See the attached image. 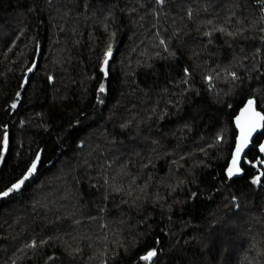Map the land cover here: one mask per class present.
I'll use <instances>...</instances> for the list:
<instances>
[{"label": "trees", "instance_id": "obj_1", "mask_svg": "<svg viewBox=\"0 0 264 264\" xmlns=\"http://www.w3.org/2000/svg\"><path fill=\"white\" fill-rule=\"evenodd\" d=\"M251 98L264 0H0V264H264Z\"/></svg>", "mask_w": 264, "mask_h": 264}, {"label": "snow or ice", "instance_id": "obj_2", "mask_svg": "<svg viewBox=\"0 0 264 264\" xmlns=\"http://www.w3.org/2000/svg\"><path fill=\"white\" fill-rule=\"evenodd\" d=\"M158 3H163V0H157ZM163 43V41H161ZM112 55L111 47L105 53L103 59V66L101 71L107 75V65L108 60ZM104 85H100V92H104ZM255 101L250 99L248 100L246 106L241 111L239 117H237L236 124L240 130L239 138L236 142L235 152L232 154L231 165L227 168V176L231 179L233 176H236L240 173L241 169L239 167L240 157L243 150L248 146L250 139L252 138V134L256 132L259 128L264 126V115H261L260 112L256 111L254 108ZM13 108L16 107L15 104L12 105ZM7 135L4 137V145L7 147ZM260 151L264 153V145L260 146ZM0 159H3V156L0 155ZM40 160V156L37 155L36 159L31 163V166L27 169V174L23 176L22 179L19 180L18 183L12 185L8 191L3 192L2 196L7 197L11 192L19 191L22 186L25 184L27 180L36 172L37 162ZM253 183H259V177L253 181ZM34 246V245H33ZM157 253L155 251H151L147 254V256L143 257L145 260H150Z\"/></svg>", "mask_w": 264, "mask_h": 264}, {"label": "water", "instance_id": "obj_3", "mask_svg": "<svg viewBox=\"0 0 264 264\" xmlns=\"http://www.w3.org/2000/svg\"><path fill=\"white\" fill-rule=\"evenodd\" d=\"M35 66L36 64H34V66L32 67V69L29 71V73L27 74V77L26 79L24 80V83H23V87H26L27 86V83L29 82L30 80V77L33 75L34 71H35ZM252 100L255 101V104H254V108L256 111L260 112L261 115H264V113L259 109V104H258V101L255 99V98H251ZM250 100V99H249ZM248 102V101H247ZM247 102L245 103V105L240 109V111L238 112V114L236 115V117L234 118L233 122H234V127H235V130L237 132V136H236V140H235V146H234V150H233V153L235 152V147H236V142H237V139L239 138V135H240V130L239 128L237 127V124H236V120H237V117L240 116L241 114V111L244 109V107L246 106ZM264 134V126H262L261 128H259L256 132H254L252 134V138L250 139L249 141V144L248 146L243 150V152L241 153V157H240V164H239V167L241 169L240 173L236 176H233L232 178H237L239 176L242 175V167H243V163H244V160H245V157L246 155L248 154V152L251 150L252 146H253V143H255L257 141V139L262 136ZM261 145H264V143H262ZM257 146L256 149L260 152V155L262 156L263 153L260 151V146ZM232 153V154H233ZM40 156V155H39ZM232 159V158H231ZM40 163V160L37 162V169H38V165ZM231 165V160H230V163H229V166ZM36 169V171H37Z\"/></svg>", "mask_w": 264, "mask_h": 264}, {"label": "rangeland", "instance_id": "obj_4", "mask_svg": "<svg viewBox=\"0 0 264 264\" xmlns=\"http://www.w3.org/2000/svg\"><path fill=\"white\" fill-rule=\"evenodd\" d=\"M263 107H264V104H263ZM264 164V163H263ZM254 167H256L257 165L256 164H253Z\"/></svg>", "mask_w": 264, "mask_h": 264}]
</instances>
